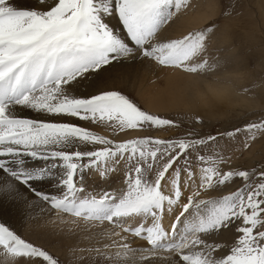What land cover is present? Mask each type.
Listing matches in <instances>:
<instances>
[{
    "label": "snow or ice",
    "instance_id": "6c2138e0",
    "mask_svg": "<svg viewBox=\"0 0 264 264\" xmlns=\"http://www.w3.org/2000/svg\"><path fill=\"white\" fill-rule=\"evenodd\" d=\"M195 8L193 0H37L33 7L0 0V210L7 205L25 215L35 197L61 219L74 217L63 223L79 228L83 220L87 230L108 222L120 230L109 237L119 239L86 251L110 264L151 262L161 252L174 255L167 264H264V168L225 170L230 158L221 152L225 138L264 134V114L204 133L198 112L161 116L103 86L112 69L136 61L193 76L217 73L223 61L210 47L212 25L169 35L174 19ZM170 129L183 134L152 135ZM28 157L45 163L29 165ZM93 171L105 182L123 172V187L88 191ZM46 180L58 195L38 190L36 183ZM237 181L228 194L209 196ZM224 232L233 234L230 241L219 238ZM75 235L70 228L66 237ZM0 258L63 264L3 222Z\"/></svg>",
    "mask_w": 264,
    "mask_h": 264
},
{
    "label": "rangeland",
    "instance_id": "374dc122",
    "mask_svg": "<svg viewBox=\"0 0 264 264\" xmlns=\"http://www.w3.org/2000/svg\"><path fill=\"white\" fill-rule=\"evenodd\" d=\"M193 2L196 4L195 10H190L186 14L181 15L178 20L191 23L194 27L185 30L184 24L176 23L177 25L172 27V31L182 33L184 30L186 34L189 31L199 30L209 25L214 27L215 34L212 37V44L210 47L211 49L217 50L214 52V55L220 57L223 64L217 73L209 74L204 77L214 81V84L220 86L221 84L224 86L230 84L233 87L230 93L237 96V102L236 100H230V102L219 101L215 107H208L203 110L191 111L178 109L166 111L164 113H153L169 118H176L177 116L188 117L198 112L205 119L206 127L201 129L204 133H214L217 129L223 131L237 126L242 127L248 121L256 120L259 115L264 114V0H193ZM199 3L201 4L199 8L200 12L206 16L204 15L205 18L203 20H194L193 13L198 9L197 5ZM175 20L176 19H174V21ZM143 65L148 69L142 72L137 71L138 80L134 86H130L126 79L127 73L131 71L130 69L133 70V68L126 66L113 69V86L111 89L121 91L130 96L142 109L148 111L142 104V100L135 95L137 87H140V85H138L140 78L143 76L146 80H153L156 82V85L161 86L162 83L156 81V78L158 76H163L167 69L160 68L152 61H146ZM238 99H241L243 102H238ZM86 127L108 138L119 140L120 137L123 136V134H121V136L112 137L110 130L96 125L87 124ZM132 133L139 134L136 136L145 135V133L142 132ZM178 134H183V130L179 133L175 129L152 132V135L162 138H169ZM245 135L246 134L242 133L236 138H225L221 140V152L225 157L230 158L228 163L222 165V168L225 170L228 168H244L258 173L260 169L264 168V134H257L255 140L247 141L245 140ZM246 143L247 147L245 146ZM25 159L28 163L32 162V166H42L45 163L39 160L33 161L30 157ZM123 176V172L113 173L109 182H105L93 171L92 174L86 175V188L88 191H91L93 188L97 191L101 188L116 191L123 187ZM184 182L187 184V180ZM238 183L239 181L235 184L225 186L222 193L211 192L209 196L211 198H217L221 194H228ZM45 186L51 187V190L53 186L54 189L56 187L54 182L47 180L36 183L38 189ZM21 187L23 188V186ZM53 190V194L59 191L57 187L54 192ZM55 194L57 195L59 192ZM29 195L31 196V193H29ZM184 195L186 196L187 192H185ZM32 201L35 203L39 201L44 204L45 208L50 210V206L39 198L33 197ZM3 217L4 216H0V222L14 228L23 238L38 246H43L50 253L60 258L63 264H110V262L105 261L102 256H97L94 252H88L86 250L95 247L102 248L105 243H111L112 239H119V237H109L108 234L110 232H119L120 230L118 228H113L108 222L102 224L96 222L93 231L84 237L75 235L72 239H68L66 237L67 233H65L62 236H50L45 240L39 237L31 238L25 236V234L21 232L20 217H4L5 219ZM63 217H65L64 221H67V219H74V217L66 214L63 215ZM170 220L171 217L164 220L167 222L165 225L166 228ZM78 222H84V224H86L83 220ZM66 226L67 223L63 222L57 225V227ZM181 231H183V228ZM121 235L124 234L121 233ZM232 235L233 234L230 232H224L221 233L219 238L230 241ZM128 238L132 239V237ZM97 241H99V243H97ZM138 243L143 242L139 241ZM111 251L115 252V249ZM81 256L86 257V259H79ZM171 258L174 259L173 254L161 252L158 253L151 262L143 261L141 264H167ZM0 264H4L3 258L0 259Z\"/></svg>",
    "mask_w": 264,
    "mask_h": 264
},
{
    "label": "bare ground",
    "instance_id": "6f19581e",
    "mask_svg": "<svg viewBox=\"0 0 264 264\" xmlns=\"http://www.w3.org/2000/svg\"><path fill=\"white\" fill-rule=\"evenodd\" d=\"M13 2L17 6L22 7H33L37 4V0H13ZM197 6L198 9H196V12L193 13L194 20H203L206 15L201 13L199 10L201 4L199 3ZM109 22L110 24L118 28L119 25L116 19L113 18ZM176 23L184 24L185 30L194 27V25L191 23H186L182 20L176 19L175 21H173L172 26L169 29V35H173V37H177L178 35H182L184 33V30L182 33L172 31V27L176 26ZM145 62L136 61L132 64H126L125 66H123H129L130 68H133V70L130 69L131 71L126 75L127 82L130 84V86H134L138 80L137 71L142 72L148 69L146 66H144L145 64L143 65V63ZM112 73L113 69L110 73L111 78L108 79L107 82L103 85L108 89H111L113 86ZM164 73L165 74H163V76H158L156 78V81H160L162 83L161 86L156 85L155 81L146 80L143 76H141L138 84L140 85V87H137L135 91V95L142 100V104L144 105V107L152 113H164L166 111H173L178 109L191 111L203 110L208 107H215V105L219 101L230 102V100H236L237 102V96L230 93V90H233V87L230 84H227L226 86L221 84V87L218 84H214V81H211L204 76L196 77L172 69H167ZM238 102L243 101L241 99H238ZM24 115L31 116L33 114L30 112H25ZM49 119H51V117H49ZM77 123L81 122L77 121ZM85 126H87V124ZM136 135L139 134H129L130 137ZM121 138H123V136L120 137V139ZM28 164L32 165L33 163L29 162ZM50 188L48 186H45L39 188L38 190L48 194H53L52 190L54 189V186L52 190ZM32 205L33 206L31 208L26 210L25 215L18 214L17 211L12 210L7 205H5L4 208L0 210V216H4L6 218L14 216H16V218L20 217V224L22 227L21 232H23L25 236L31 238L39 237L44 240L53 235L62 236L63 234L68 233V230L70 228L73 229L76 235L84 237L88 233L92 232L94 227L96 226L95 225L88 228L87 230H84V222H78V224L80 225L79 228L76 225H72L70 223H67L66 227H57L58 224L62 223V220L64 221L65 217H62L61 219V214L56 213L54 210H48L47 208H45L44 204L40 203L39 201L38 203L32 201ZM67 221H72V219H67ZM166 224L167 222L164 221V225ZM138 242L139 241H137V243ZM172 259L173 258H171L170 260Z\"/></svg>",
    "mask_w": 264,
    "mask_h": 264
}]
</instances>
